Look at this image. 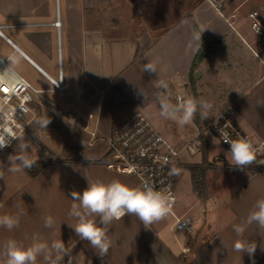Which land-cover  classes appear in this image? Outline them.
I'll list each match as a JSON object with an SVG mask.
<instances>
[{
    "label": "crops",
    "instance_id": "1",
    "mask_svg": "<svg viewBox=\"0 0 264 264\" xmlns=\"http://www.w3.org/2000/svg\"><path fill=\"white\" fill-rule=\"evenodd\" d=\"M250 1L230 0L218 12L202 0H0V44L9 49V55L0 60L6 68L20 76L7 64L9 56L18 53L19 61L49 85L35 88L51 90L45 76L56 79L59 69L63 78L61 92L38 96L32 106L34 119L23 134L29 141H39L42 153H36L35 159L47 166L36 177L26 169L14 174L8 171L9 157L19 152L21 142L18 139L13 148L0 151V172L4 173L0 215L23 213L17 228L0 227V264H6L5 241L15 239L27 246L34 237L49 244L63 240L71 248L72 264H184L182 250L189 239L194 249L208 246L211 264H253L247 253L233 249L237 239H245L258 245L255 264H264V229L247 224L257 200L264 198V164L260 163L264 156L255 168L239 170L229 164L228 150L221 144L209 154L207 135L202 140L204 154L200 136L185 156L186 143L177 149L181 150L177 166L181 171L175 174L176 210L193 225L192 236L175 232L167 220L145 226L134 214H126L106 226L112 243L101 258L69 226L76 222L69 216L70 207L78 203L72 191L82 192L90 181L112 179L135 187L132 178L102 165L115 126L140 114L167 140L159 124L157 97L162 90L155 87L158 79L169 83L173 103L176 95L183 98L178 92L182 89L187 97L213 103L208 118L197 113L193 127H207L233 104L237 126L255 142H264V45L252 34L247 18L252 10L264 13V4H259L261 0L247 4ZM158 4H174L171 21L158 17ZM126 7L141 14L140 25L160 21L167 25L161 30L141 28L135 36H126L125 20L114 25L110 19L121 17ZM106 10L109 16L100 17L98 13ZM195 27L204 29L202 49L194 40ZM197 53L198 62L191 69ZM148 62L156 63V73L142 71ZM45 117L50 123L42 128L38 121ZM211 135L216 138L213 131ZM190 168L203 172L198 192L192 187ZM49 215L55 220L54 228L44 226ZM94 218L99 224V216ZM235 225L245 227L242 237L234 231ZM55 256L49 247L37 264H49ZM194 257L189 254L185 260ZM68 260L65 256L60 262L68 264Z\"/></svg>",
    "mask_w": 264,
    "mask_h": 264
},
{
    "label": "clouds",
    "instance_id": "2",
    "mask_svg": "<svg viewBox=\"0 0 264 264\" xmlns=\"http://www.w3.org/2000/svg\"><path fill=\"white\" fill-rule=\"evenodd\" d=\"M203 31L204 29L193 30L194 40L197 44L201 43ZM196 50L199 51V48ZM13 57H19V59ZM9 60L13 64H18L20 56L18 53H14L9 56ZM142 71L156 73L157 65L153 62L145 63ZM155 87L162 90V94L157 97L159 115L166 120L175 122L180 127L191 124L197 113L202 119L208 118L214 107L212 102L205 99L198 100L194 97L178 98L177 102L173 103L169 83L164 79H158ZM137 94L144 95L143 92H137ZM49 123L50 120L46 117L38 121L42 128H46ZM221 136L222 140L230 145L226 153L229 164L236 166L239 170L253 164L257 160L258 152L264 154V146L258 148L247 138L233 139L223 131H221ZM213 144L219 145L220 140L213 137ZM8 146H10V140L0 134V150ZM27 147L28 145L24 143L19 144V152L9 157L11 165L8 169L9 172L20 173L24 169H31L36 164V159L26 154ZM260 163L264 164V160H261ZM180 171L176 167L171 169L173 174H179ZM3 178L4 173L0 172V179ZM71 197L78 203H72L70 207L69 216L73 217L76 222L69 226L81 240L88 241L94 249H97L101 258L107 254L112 243L107 235V225L113 221L121 220L126 214H134L145 226H148L168 217L174 205V200L160 190L149 186L132 187L119 179H112L107 183L101 180L90 181L82 192L72 191ZM255 208L256 210L247 217V224L256 223L259 228L264 229V198L257 200ZM22 214L0 215V227L12 231L20 225ZM96 216H99V224L94 218ZM54 225L55 220L52 216L44 217L46 228H54ZM234 231L242 237L246 229L244 226L235 225ZM49 247L56 253L50 264H58L65 256L69 257L68 264H72L71 248L66 246L63 240L54 239L49 244L37 240L35 237L27 246L15 239L5 241L3 249L6 264H37L38 257L46 253ZM71 247H74V244ZM257 247V243L245 239H237L233 243V249L236 252L247 253L249 257L253 258V264H255L254 255ZM261 250L264 251V245H261ZM49 256L50 253L45 254L44 258L48 260Z\"/></svg>",
    "mask_w": 264,
    "mask_h": 264
},
{
    "label": "built area",
    "instance_id": "3",
    "mask_svg": "<svg viewBox=\"0 0 264 264\" xmlns=\"http://www.w3.org/2000/svg\"><path fill=\"white\" fill-rule=\"evenodd\" d=\"M203 1L218 12L226 2V0ZM247 18L252 34L264 45V13L252 10ZM54 26L59 28L60 23L55 22ZM45 79L51 85V90L42 91L35 88L24 78L8 70L4 62L0 60V134L10 140V146L0 151L13 148L16 141L26 132L34 119L31 117L32 106L41 93L63 90L60 69L56 79L47 76ZM178 98L181 97L176 95V102ZM235 118L236 110L232 104L221 111L206 129L213 131L216 138L220 140V144L227 150L230 145L222 140L221 131L226 132L233 139L247 138L258 148L264 146V142L257 143L244 133L237 126ZM193 146L191 142L183 150L192 151ZM180 153L181 150L171 147L156 134L140 114H135L113 128L109 139V149L102 165L109 171L132 178L135 181V187H153L172 198L174 200L172 212L164 220L169 221L176 232L190 237L194 234V227L176 210L175 174L171 173L172 167L178 166ZM261 156L264 154L258 152L257 160L245 169L255 168ZM189 254L190 249L186 246L182 250V259L184 260ZM58 264L64 263L59 261Z\"/></svg>",
    "mask_w": 264,
    "mask_h": 264
},
{
    "label": "rangeland",
    "instance_id": "4",
    "mask_svg": "<svg viewBox=\"0 0 264 264\" xmlns=\"http://www.w3.org/2000/svg\"><path fill=\"white\" fill-rule=\"evenodd\" d=\"M228 1H230V0H226L225 4H227ZM254 1L255 0H251L247 4H254ZM259 4H264V0H261V2ZM158 5L161 6V8H159L158 12H157L158 13V17H163L164 16L165 18L163 17L164 19L162 21H166V20L171 21L173 18L171 16H169V14L171 12V7L170 6H172L174 4H158ZM162 6H165V7H162ZM149 10H145L146 11L145 12V16H149L150 15V11ZM136 11L137 10L135 8L126 7L125 9H122L120 11L121 12L120 13L121 17H118L117 15L116 16L114 15V17L111 16L110 19L114 20V25L117 24L118 20H120V21L122 19L125 20V23H124L125 27H126V34L125 35L129 36V37H132V36H135L137 33H139L141 28L143 30V29H146L147 27L150 26V25H143V24L140 25L139 24V21H140V18H141V14L139 12L136 13ZM108 12L109 11L106 10L105 12H103V13L99 12L98 14H99L100 17L102 16V17H104L106 19V17L109 16ZM162 21H160L161 23H159V24H152L150 27L153 28V29L161 30L162 28H164L167 25L166 22L163 23ZM124 24H122V26ZM8 55H9V49L5 45H1L0 44V58L2 60H4L5 57L8 56ZM13 58L18 60L17 57H13ZM7 64L11 68H13L15 71H17V73L22 78H24L26 81L30 82L33 86H35V87H48L49 86L39 76H37L35 74V72H33L26 64L22 63L21 61H19L18 64H13L10 60H8ZM178 92L183 98H187V92H185L184 89L178 90ZM175 93H176V91H174V93H173V97L174 98H175ZM159 124L164 128V136L167 139L166 142L171 147H173L175 149H179L181 147V145H183L185 143H186V145H188L191 142H193V145L195 146L196 144H198L199 136L202 134V132H203L202 136L207 135L208 138H209V154L213 153L214 146H216V147L219 146V145H214L213 144V139L211 138V136H212L211 135V130L210 129L209 130L206 129V127L204 128L203 125H201L198 128L193 127L192 124L180 127L175 122H173L171 120H166V119H164L161 116L159 118ZM25 136L26 135H22L21 138H19V141L21 143H24V144L28 145V147L26 149V154H28L30 156H33V158H36V156H35L36 153L37 154H41L42 153L41 145H40L38 140L29 141L28 139L25 138ZM186 153H187V151L183 150L182 155L185 156ZM168 224L171 225L170 222H168Z\"/></svg>",
    "mask_w": 264,
    "mask_h": 264
},
{
    "label": "trees",
    "instance_id": "5",
    "mask_svg": "<svg viewBox=\"0 0 264 264\" xmlns=\"http://www.w3.org/2000/svg\"><path fill=\"white\" fill-rule=\"evenodd\" d=\"M195 30L196 27L194 28ZM205 46V42L201 40V49ZM199 53V52H198ZM196 54L192 65L191 69L195 67L196 63L198 62L199 54ZM200 140H201V147L203 148V154H204V149L205 145L202 142L203 136L200 135ZM47 162H36V164L31 168V169H26L31 177H36L46 166ZM203 172L199 168H190V175H191V182H192V187L195 190V192L199 191V183L198 179L202 177ZM188 247L190 249V254H194L195 257L192 261L188 260H183L184 264H211L210 262V256H209V250L207 245H203L199 247L198 249H194V241L193 239L188 240Z\"/></svg>",
    "mask_w": 264,
    "mask_h": 264
}]
</instances>
